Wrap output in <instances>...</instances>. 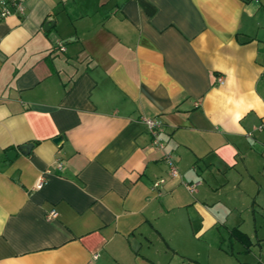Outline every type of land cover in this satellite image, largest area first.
<instances>
[{
    "label": "crops",
    "instance_id": "crops-1",
    "mask_svg": "<svg viewBox=\"0 0 264 264\" xmlns=\"http://www.w3.org/2000/svg\"><path fill=\"white\" fill-rule=\"evenodd\" d=\"M262 118L264 0H25L0 20V264H264Z\"/></svg>",
    "mask_w": 264,
    "mask_h": 264
},
{
    "label": "built area",
    "instance_id": "built-area-1",
    "mask_svg": "<svg viewBox=\"0 0 264 264\" xmlns=\"http://www.w3.org/2000/svg\"><path fill=\"white\" fill-rule=\"evenodd\" d=\"M255 1H259V0H255ZM24 2L25 0H0V20L6 18L8 15H10L13 12L22 14L24 12ZM143 121L147 125L149 132L152 134L153 142L156 144H160L158 139V133L162 129L163 126L162 121L158 117H145ZM256 129L260 131H264V118L261 119L260 123L256 126ZM164 160L168 165L170 175L177 176L179 174V171L172 156L170 154H165ZM56 166L58 169L62 168V164L60 160L56 161ZM48 172H50L49 169L44 170L39 175L33 188H40L45 183L46 181L45 176L46 173ZM163 181H164L163 177L157 178L156 180L153 181L152 188H157ZM186 186L190 191H193L194 188L192 184H187ZM56 215H57V211L54 208L49 209L47 212L48 218L55 217Z\"/></svg>",
    "mask_w": 264,
    "mask_h": 264
},
{
    "label": "water",
    "instance_id": "water-1",
    "mask_svg": "<svg viewBox=\"0 0 264 264\" xmlns=\"http://www.w3.org/2000/svg\"><path fill=\"white\" fill-rule=\"evenodd\" d=\"M49 25H51L49 22L44 23V28H47ZM57 139L58 138H55V141ZM31 147H32L31 143L21 144L18 146V148L16 150H9L8 152H6V156H7L8 160H10L16 155L17 151H20L23 154H27L30 151Z\"/></svg>",
    "mask_w": 264,
    "mask_h": 264
}]
</instances>
